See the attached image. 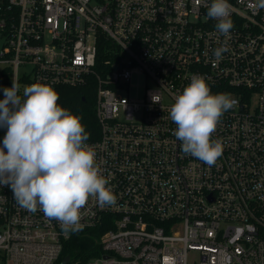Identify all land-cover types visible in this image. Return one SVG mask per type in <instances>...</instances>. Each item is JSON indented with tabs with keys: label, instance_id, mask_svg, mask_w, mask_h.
<instances>
[{
	"label": "built area",
	"instance_id": "1",
	"mask_svg": "<svg viewBox=\"0 0 264 264\" xmlns=\"http://www.w3.org/2000/svg\"><path fill=\"white\" fill-rule=\"evenodd\" d=\"M211 2L0 0L7 88H95L99 137L85 143L117 203L90 197L80 210L81 231L110 226L86 264H264V8L229 0L217 60ZM195 75L236 101L212 134L223 151L211 166L182 152L169 115ZM71 233L0 186L1 264H54Z\"/></svg>",
	"mask_w": 264,
	"mask_h": 264
},
{
	"label": "clouds",
	"instance_id": "2",
	"mask_svg": "<svg viewBox=\"0 0 264 264\" xmlns=\"http://www.w3.org/2000/svg\"><path fill=\"white\" fill-rule=\"evenodd\" d=\"M254 7L264 8V0ZM231 9L229 0H212L208 6L207 17L217 21L215 27L225 37L214 52L217 60L229 50ZM19 90L13 80L0 100V128L7 129L0 147V186H10L22 209L35 213L39 208L50 221H58L65 234L79 232L80 210L90 197L100 207L116 205L117 197L96 164V153L85 143L90 134L82 117L59 106V94L49 84L26 85L23 97ZM152 99L159 103L155 95ZM235 104L230 94H211L203 76H193L169 112L182 152L215 164L223 148L212 134Z\"/></svg>",
	"mask_w": 264,
	"mask_h": 264
},
{
	"label": "trees",
	"instance_id": "3",
	"mask_svg": "<svg viewBox=\"0 0 264 264\" xmlns=\"http://www.w3.org/2000/svg\"><path fill=\"white\" fill-rule=\"evenodd\" d=\"M58 105L68 109L73 114L82 117L81 123L90 134L89 141L99 137V124L96 116V98L94 86L57 87ZM107 221L100 225L79 232H72L65 242L63 251L54 264H86V262L103 253L101 236L110 226ZM69 261L64 263L66 257ZM1 264V263H0Z\"/></svg>",
	"mask_w": 264,
	"mask_h": 264
},
{
	"label": "rangeland",
	"instance_id": "4",
	"mask_svg": "<svg viewBox=\"0 0 264 264\" xmlns=\"http://www.w3.org/2000/svg\"><path fill=\"white\" fill-rule=\"evenodd\" d=\"M2 70H3V66L0 64V88L4 89L9 87V84L7 82L8 78L2 73ZM6 131H7L6 128H0V147L3 146V139L4 136L6 135ZM5 151L7 150L5 149Z\"/></svg>",
	"mask_w": 264,
	"mask_h": 264
},
{
	"label": "water",
	"instance_id": "5",
	"mask_svg": "<svg viewBox=\"0 0 264 264\" xmlns=\"http://www.w3.org/2000/svg\"><path fill=\"white\" fill-rule=\"evenodd\" d=\"M3 41H4V39H2V40L0 41V48L2 47ZM67 261H69V257H68V256H67L66 259L64 260V263H66Z\"/></svg>",
	"mask_w": 264,
	"mask_h": 264
}]
</instances>
